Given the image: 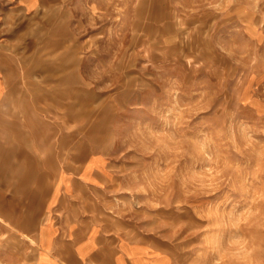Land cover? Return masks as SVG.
<instances>
[{
    "label": "rangeland",
    "instance_id": "obj_1",
    "mask_svg": "<svg viewBox=\"0 0 264 264\" xmlns=\"http://www.w3.org/2000/svg\"><path fill=\"white\" fill-rule=\"evenodd\" d=\"M0 56V264L64 175L171 264H264V0H0Z\"/></svg>",
    "mask_w": 264,
    "mask_h": 264
},
{
    "label": "crops",
    "instance_id": "obj_2",
    "mask_svg": "<svg viewBox=\"0 0 264 264\" xmlns=\"http://www.w3.org/2000/svg\"><path fill=\"white\" fill-rule=\"evenodd\" d=\"M3 63L5 59L0 56V64ZM11 94V83L6 72L0 68V99ZM102 160L95 157L87 163L83 178L74 180L73 184L75 181L80 183L79 188L84 193L92 191L91 188L95 187L93 175L97 171L101 173L98 167L102 165ZM65 182L64 175L50 199L55 209L51 208L50 217L38 233L37 259L41 252L46 264H171L165 253L149 240L136 239L125 232L108 212L100 208L85 210L74 200L66 203V197L61 195L72 192L68 185L63 184ZM25 256L23 251L22 258Z\"/></svg>",
    "mask_w": 264,
    "mask_h": 264
}]
</instances>
